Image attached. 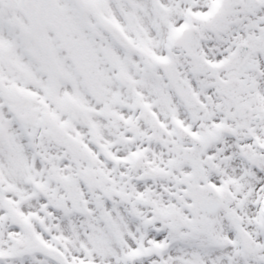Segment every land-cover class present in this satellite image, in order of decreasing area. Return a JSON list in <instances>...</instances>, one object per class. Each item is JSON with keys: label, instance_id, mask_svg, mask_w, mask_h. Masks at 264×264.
Instances as JSON below:
<instances>
[{"label": "snow or ice", "instance_id": "snow-or-ice-1", "mask_svg": "<svg viewBox=\"0 0 264 264\" xmlns=\"http://www.w3.org/2000/svg\"><path fill=\"white\" fill-rule=\"evenodd\" d=\"M0 264H264V0H0Z\"/></svg>", "mask_w": 264, "mask_h": 264}]
</instances>
